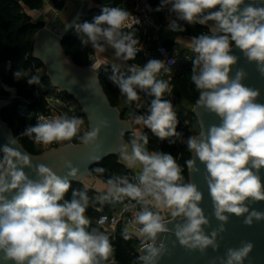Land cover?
<instances>
[{
	"label": "clouds",
	"instance_id": "clouds-1",
	"mask_svg": "<svg viewBox=\"0 0 264 264\" xmlns=\"http://www.w3.org/2000/svg\"><path fill=\"white\" fill-rule=\"evenodd\" d=\"M261 2L264 0L248 4L245 0H161L156 8L157 12L168 8L176 16L168 25L173 32L185 31L178 20L188 24L216 22L210 28L211 34L192 37V50L198 55L193 60L191 80L199 90L197 106L214 113L220 123L207 131L201 124L199 135L189 136L186 141L177 131L179 120L171 100L163 98L172 89L167 81L157 78L162 70L168 71L164 61L149 59L142 67L128 65L127 75L121 71V64H111L109 79L126 96V102L138 101V90L153 97L147 114L133 113L135 123L150 129L161 140L175 138L170 143H186L193 154L186 161L190 173L200 171L197 158L205 166L214 216L221 222L218 229L206 234L210 221L200 206L203 193L198 186L184 182L182 168L172 154L149 152L148 135L133 133L130 143L122 144L119 155L127 167L140 168L138 183L129 182L127 177L110 178L107 194L98 199L103 203L127 197L144 205L122 232L125 240L131 239L132 232L142 237L143 254L138 257L141 264H158L168 252L165 243L158 239L173 231L166 226L173 221H180L173 233L179 244L201 254L208 248H219L218 237L231 215L243 217L247 226L264 221V212L250 207L264 201L260 175L264 169V103L257 102L258 90L244 85L247 73L243 69L230 75L238 62V57L231 54L233 44L264 75V6H258ZM130 16L126 9L104 6L92 22L65 26L74 27L82 46L91 45L98 53L110 47L117 60L128 62L135 59L139 50V41L129 32H122L128 28ZM33 54L37 56L36 52ZM102 63H92L91 70L96 73ZM13 76L17 81L27 77L29 85L42 88L38 74L29 77L27 72L17 70ZM5 90L15 91L7 86ZM83 123L82 118L67 115L51 119L39 116L37 123L27 127L21 136L47 146L77 137ZM107 127V121H98L97 127L79 136L81 143L96 144L101 129ZM16 145L18 137H9L0 158V259L15 264H105L113 254V245L104 232L88 230L89 197L84 191L72 189L68 178H78L80 169L65 160L68 172L62 177L44 164L33 165V157ZM95 159L98 162L101 157ZM24 168L32 169L36 178H30ZM94 171L104 173L105 169L96 167ZM70 189L71 199H65ZM164 211L169 213V219L162 215ZM106 220L102 217L99 224ZM253 248L249 241L242 242L239 248H229L226 256L219 258L220 264H244Z\"/></svg>",
	"mask_w": 264,
	"mask_h": 264
},
{
	"label": "water",
	"instance_id": "water-1",
	"mask_svg": "<svg viewBox=\"0 0 264 264\" xmlns=\"http://www.w3.org/2000/svg\"><path fill=\"white\" fill-rule=\"evenodd\" d=\"M85 2L86 0L81 1L75 14L64 25L55 28L43 25L36 31L32 47L33 53L36 52L37 56L34 54L33 56L43 63L52 85L69 93L79 102L88 121V131L97 127L100 120L107 121L109 127L102 128L96 144L90 146H84L80 140L78 142L66 141L40 153L30 152L19 141L18 145L14 146L21 152H27L32 156L33 165L44 164L62 177L66 176L68 172L65 167V160L71 161L74 166L80 169V172L76 179L68 177L70 181H83L91 173V168L94 165L102 162L110 155L119 154L122 144L126 143V135L134 130L131 120L124 118L121 108L111 102L101 83L99 70L96 73L93 72L91 70L92 63L89 65L78 64L63 47L64 38L73 28L65 25L77 23L83 13ZM251 2L252 0H245V4ZM258 6H264V2L259 3ZM214 10H218V7ZM200 25L210 30L216 26V22L208 21L207 24ZM231 54L238 57V62L232 67L230 75L234 76L237 70L243 69L247 73L243 80L244 85L258 90L260 96L257 98V102L264 103V75L259 73L256 64L249 62L234 44ZM65 58L68 60L67 63H65ZM73 79L76 80L75 84L72 83ZM13 102L14 100L10 97L0 96V154L2 156V147L8 143L9 137H15L13 129L2 117V110ZM193 112L200 127L195 136H198L202 130L201 124L207 131L213 124L219 125L220 123L219 117L202 107H198L197 104L194 105ZM96 157H101V159L97 162ZM197 167L200 169L198 173H190L188 170V178L189 182L196 184L203 193V202L200 206L210 221V226L205 227L206 234H210L212 230L219 228L221 222L214 216L213 204L205 180L206 168L199 162L198 158ZM24 171L30 178H36V173L32 169L24 168ZM260 175L262 182H264V169H261ZM250 207L264 212V201L257 202ZM179 222L173 221L167 224L166 226L173 231L160 235L158 242L163 241L168 252L161 257L158 264H220L219 258L225 257L229 248H239L244 241H249L254 245L253 251L249 258L245 259L244 264H264V221L254 222L252 226H247L243 223V217L238 218L231 215L229 221L224 225L225 231L218 237L219 248L217 250L208 248L205 254H201L199 250H187L179 244L173 234L175 224ZM2 255L3 253H0V256ZM0 264H15V262H5L0 259ZM105 264H118V262L112 259Z\"/></svg>",
	"mask_w": 264,
	"mask_h": 264
},
{
	"label": "trees",
	"instance_id": "trees-1",
	"mask_svg": "<svg viewBox=\"0 0 264 264\" xmlns=\"http://www.w3.org/2000/svg\"><path fill=\"white\" fill-rule=\"evenodd\" d=\"M54 5L58 8H62L65 5V0H52ZM102 2L101 9L104 6L115 7L121 0H100ZM44 0H0V70H1V86H0V96L10 97L14 95H20L25 97H33V91L35 85H29L27 83V77L25 79L17 81L13 73L17 70H22L28 73L30 77L33 75L31 70V65L33 62L36 63L41 69H45L43 63L34 58L33 56V47L32 41H27L25 37L33 35L36 31L44 25L43 22H33L30 19V16L23 10L22 4H26L31 9L40 8L43 5ZM152 4L157 8L161 0H151ZM163 11L157 12L160 16L163 15ZM186 25L189 28V31L196 36L201 34H211L210 30L197 24H188ZM74 27L71 29L70 33L63 40V47L68 54L72 55L74 60L81 65H89L91 63V54L94 52V49L91 45L82 46L80 39L75 37L73 34ZM167 45V44H166ZM168 46V45H167ZM169 47V46H168ZM178 64V62H177ZM187 69L183 70L181 74L175 78L174 92L180 97L184 96L187 100H190L192 103L196 104L197 99L199 98V90L193 84L191 77H188L186 74ZM101 83L108 94L111 102L114 105L119 106L120 101L125 97L122 95L109 77L112 75L111 66L103 67L99 70ZM41 77L42 88L38 86L41 94L49 93L53 90L54 86L51 83L50 78L45 74H38ZM5 86L8 88L14 89V92H9L5 90ZM18 100L15 99L14 102L2 110L3 119L8 122L10 127L13 129L15 137H18V141L21 142L27 150L32 153H40L36 151L35 144L26 136H21V134L29 126H34L37 121L26 120L21 117L17 111ZM137 101H134L132 105L129 106L131 115L143 114L142 108H136ZM31 106H35L32 103ZM122 116L124 117L125 112L122 110ZM195 122L198 123V119L193 111L190 113ZM179 120V119H178ZM177 131L183 134V140L186 141L189 136H195L197 134L194 128H191L188 125L182 126L181 121L177 126ZM134 131L126 135V141L130 143L133 138ZM79 136L74 137L71 141L78 142ZM169 138L165 139L163 143L159 146L156 145V152H166L174 156L176 161L178 157L180 161L184 164L186 183L189 182L188 178V167L186 161L192 158V153L189 152L186 143L177 140L176 143H170ZM53 146H58L54 144ZM3 156L0 154V158ZM96 167H102L105 169L104 173H96L94 169ZM91 173L102 176L105 179H110L116 176L128 177L129 171L125 165L119 160V155L114 154L105 158L102 162L94 165L91 168ZM72 189H77L87 193L89 197V207L87 208L86 214L92 217H98L101 213L94 208L93 206V197L92 190L85 188L82 181H71ZM65 199H71V189L68 194H66ZM115 209V208H114ZM113 209V210H114ZM109 210L108 212H112ZM93 229L99 230V227L96 222H91L88 226V230L92 231ZM140 243V240L136 236H131V239L125 240L122 235V231L119 229L115 238L112 241L114 246V258L118 264H139L140 261L138 257L141 255L140 251L134 247V244ZM110 259V257H109Z\"/></svg>",
	"mask_w": 264,
	"mask_h": 264
},
{
	"label": "crops",
	"instance_id": "crops-1",
	"mask_svg": "<svg viewBox=\"0 0 264 264\" xmlns=\"http://www.w3.org/2000/svg\"><path fill=\"white\" fill-rule=\"evenodd\" d=\"M82 0H65V5L62 8H58L54 5L52 0H44L43 5L37 9H31L26 4H22L23 10L30 16L31 21L33 22H43L44 25H47L51 28H55L57 26L64 25L67 23L70 18L75 14L77 9L79 8ZM102 6V2L100 0H86L85 7L81 18L77 21V23H84V22H92L93 18L99 14L101 11L99 8ZM154 6V5H153ZM115 7H120L123 9L128 10L130 13L134 10V4L132 0H121ZM153 14L157 21L161 22L165 17V10L163 11V15L160 16L157 11L156 7L154 6ZM185 29L183 32H173L168 28H162L157 35H152L148 37V34L145 30L140 26H133L128 24V28L122 29L124 33H130L131 35H138L141 38H149L151 45L154 47L158 43L167 44L171 50L178 56V64L174 67L171 73H166L165 71H161L158 75V79H163L167 81L172 89V93L168 94L165 93L164 99L171 100L174 110L177 113L178 118L183 117L181 124L182 126L188 125L191 127V120L189 118V114L193 111L194 103L190 100H187L184 96L180 97L176 95L174 92V84L175 78L179 74L183 72V70L187 69L186 74L188 77H191V70L193 67V60L196 59L197 53L192 50V37L196 36L189 31L188 26L186 23L182 25ZM73 34L75 37L79 38L78 34L76 33L75 29L73 30ZM149 59L151 58H144L139 55H136L134 60L128 62H122L117 60L114 56V49L108 47L104 53H98L94 50L91 54V63H95L97 60L103 61L101 67L98 69L100 70L103 67L111 66L113 63L121 64V71L125 72L127 75V67L128 65L135 64L139 66H143ZM41 72V69H40ZM1 70H0V86H1ZM140 99L137 101V104H140L143 111V114H147V109L150 104L151 99L146 95V93L138 92ZM181 102V104H180ZM133 102H126V96L120 101L119 107L121 110L125 112V118H129L133 125L134 132H141L146 133L148 137L151 139L157 140L156 145L160 143L158 137L151 133L150 129L145 128L143 125H138L135 123L134 116L131 115L130 110L128 109ZM136 104V105H137ZM137 108V107H136ZM78 118H82L84 123L80 127V131L78 135H83L86 131H88V121L85 114L82 112L78 115ZM192 128V127H191ZM62 142V141H61ZM158 142V143H157ZM125 144H129L126 141ZM151 152H156V150H152ZM119 155V154H118ZM119 160L125 165V167L130 172H139L140 168H129L126 164L120 159ZM108 179L103 178L102 176L96 175L94 173H90L87 177L84 178L82 181L85 188L92 190V197H93V206L97 209L100 213L108 212L109 210H113L114 208L118 207L122 201H112L108 202L105 201L103 203L100 202L98 199L99 197L107 194V185ZM87 215V214H86ZM90 223L96 222L98 217H92L87 215ZM97 223V222H96Z\"/></svg>",
	"mask_w": 264,
	"mask_h": 264
},
{
	"label": "built area",
	"instance_id": "built-area-1",
	"mask_svg": "<svg viewBox=\"0 0 264 264\" xmlns=\"http://www.w3.org/2000/svg\"><path fill=\"white\" fill-rule=\"evenodd\" d=\"M134 4V10L131 13L128 24L133 26L142 27L145 32L149 35H157L162 28H168L170 20L177 19L174 14H170L168 8H164L165 17L159 22L156 20L153 11L154 6L151 0H132ZM170 7V6H169ZM139 21V22H138ZM181 26L186 23V21H177ZM135 39L139 41L136 47L139 49L137 55L144 58L160 59L164 61L165 67L168 69L166 73H171L178 62V56L164 43H158L154 47L151 45L149 38H141L138 35H132ZM40 67L36 65L35 62L31 65V70L34 74L40 73ZM140 93L143 91L138 90ZM13 100L17 99V111L21 117L26 120L37 121L39 116H44L46 119H51L55 116L67 115L68 117H78L80 113L83 112L79 102L69 96V93L61 90L58 87H54L52 91L46 94H41L38 85H35L33 91V97H25L20 95L10 96ZM32 103L35 106H31ZM71 141V140H70ZM182 168V175L184 177V182L186 183V175L184 172L185 166L180 161L179 157L176 161ZM140 172V171H139ZM139 172H130L128 175L129 182L138 183L136 177ZM129 205H134L135 207H126ZM144 205L138 203L137 201L131 200L130 198H124L118 207H116L112 212H102L97 218V225L99 231L104 232L109 236L110 242L112 244L117 231L123 229L130 221L134 219V214L140 211ZM150 209L156 211L149 205ZM162 215L166 219H169V213L167 211L162 212ZM102 217H107L104 224H99V220ZM139 226L137 225V228ZM131 236H136L140 240L142 248V237L138 233L132 232ZM140 248V253H141ZM110 256L109 260H112Z\"/></svg>",
	"mask_w": 264,
	"mask_h": 264
},
{
	"label": "rangeland",
	"instance_id": "rangeland-1",
	"mask_svg": "<svg viewBox=\"0 0 264 264\" xmlns=\"http://www.w3.org/2000/svg\"><path fill=\"white\" fill-rule=\"evenodd\" d=\"M33 35H29V36H27V37H25V39L27 40V41H32V43H33ZM45 72H46V69H41V74H45ZM69 96L70 97H72V98H74L72 95H70L69 94ZM12 97V96H11ZM180 104H181V102H180ZM126 116L124 115V118H125ZM189 118H190V120H191V127L192 128H194L195 130H196V132L198 133L199 132V130H200V127H199V123H196L195 122V119H194V117L191 115V114H189ZM180 121H182V119H183V117H180V118H178ZM159 139V138H158ZM160 140V143L158 144L159 146L163 143V141L164 140H161V139H159ZM156 141L157 140H154V139H151L150 137H149V144L146 146L147 147V149L149 150V152H151L152 150H155V148H156ZM64 142H66V141H60V142H54V143H52V144H50V145H47V146H43V145H36V151H39V152H43V151H45V150H47V149H49L50 147H52L54 144H58V145H60L61 143H64ZM158 143V142H157ZM134 247L135 248H137L139 251H140V248H141V244L140 243H138V244H134ZM114 250H115V248H114V246H113V254H112V256H114Z\"/></svg>",
	"mask_w": 264,
	"mask_h": 264
}]
</instances>
